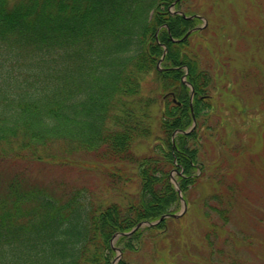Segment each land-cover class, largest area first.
<instances>
[{"label":"trees","instance_id":"trees-1","mask_svg":"<svg viewBox=\"0 0 264 264\" xmlns=\"http://www.w3.org/2000/svg\"><path fill=\"white\" fill-rule=\"evenodd\" d=\"M187 1L0 0V167L94 153L116 190L62 193L0 170V264H114L116 235L117 264H134L166 234L174 218L122 235L178 212L173 171L185 200L203 177L214 76L190 46L202 29L184 38L200 21L177 13H194ZM210 209L226 222L228 208Z\"/></svg>","mask_w":264,"mask_h":264},{"label":"rangeland","instance_id":"rangeland-1","mask_svg":"<svg viewBox=\"0 0 264 264\" xmlns=\"http://www.w3.org/2000/svg\"><path fill=\"white\" fill-rule=\"evenodd\" d=\"M183 7L202 17L196 26L202 33L190 36V46L214 76L213 115L200 130L205 169L187 200L180 199L183 215L127 258L134 264H264V0H188ZM95 155L78 151L66 166L23 160L0 170L8 176L11 165L19 166L27 179L56 191L85 186L109 197L116 191L110 165ZM136 183L121 181L122 192H135ZM215 193L223 202L212 199ZM211 207L228 208L226 222Z\"/></svg>","mask_w":264,"mask_h":264},{"label":"water","instance_id":"water-1","mask_svg":"<svg viewBox=\"0 0 264 264\" xmlns=\"http://www.w3.org/2000/svg\"><path fill=\"white\" fill-rule=\"evenodd\" d=\"M182 214H180V215H178V214H172V215H163L162 217H161V219H160V221L161 220H163V219H165L166 217H179V216H181ZM160 221H158V222H160ZM154 224H156V223H154ZM154 224H150V225H154ZM143 225V223H139L138 225H137V227L135 228V229H133L131 232H129V233H123V235H130V234H132L135 230H137V229H139L141 226Z\"/></svg>","mask_w":264,"mask_h":264}]
</instances>
